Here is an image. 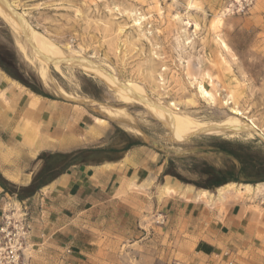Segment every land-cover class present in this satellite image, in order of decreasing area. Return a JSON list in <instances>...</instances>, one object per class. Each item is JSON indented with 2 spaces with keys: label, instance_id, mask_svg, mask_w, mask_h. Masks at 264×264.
<instances>
[{
  "label": "rangeland",
  "instance_id": "obj_1",
  "mask_svg": "<svg viewBox=\"0 0 264 264\" xmlns=\"http://www.w3.org/2000/svg\"><path fill=\"white\" fill-rule=\"evenodd\" d=\"M3 1L67 60L55 54L56 65L52 59L44 63L35 56L25 31L0 16V46L14 55L23 78L48 97L81 100L84 94L92 96L97 117L109 122L105 142L144 138V145L158 154L164 170L172 163L174 172L188 182L198 181L199 167L194 166L199 160L215 167L226 160L213 151L211 139L251 145L264 158V0ZM79 60L142 92L151 103L163 105L169 115L224 128L172 134L140 99L84 71ZM43 74L48 77L46 84ZM201 80L214 100L198 93ZM227 100L232 103L226 105ZM232 107L242 115L232 114ZM248 119L258 130L248 126ZM118 127L125 130V136ZM232 183L242 186L224 190L221 197L217 188L207 190L211 199L205 200L203 211L198 205L184 212L192 216L189 222L177 218L172 208L173 218L165 225L161 215L168 204L155 217L157 232L146 230L143 243H136L133 234L124 241L114 237L94 246L101 251L80 258L81 264H264V187L249 193L243 186L264 183ZM5 212L15 213L14 220L22 216L18 205L15 211ZM24 229L27 245L22 264L71 260L72 250L66 247L43 252L31 247L29 228L25 225Z\"/></svg>",
  "mask_w": 264,
  "mask_h": 264
},
{
  "label": "crops",
  "instance_id": "obj_2",
  "mask_svg": "<svg viewBox=\"0 0 264 264\" xmlns=\"http://www.w3.org/2000/svg\"><path fill=\"white\" fill-rule=\"evenodd\" d=\"M80 98L61 100L44 91L42 95L34 93L0 69V177L4 181L17 188L27 187L43 166L42 154L109 145L104 141L109 122L97 117L92 96ZM143 139L135 136L128 149L124 142L118 144L116 152L102 162L69 166L21 201L0 185V225L5 211L13 212L18 205L27 213L31 247L41 252L66 247L72 250L67 264H81L80 258L101 251L94 246L114 237L124 241L133 234L136 243H143L146 230L157 232L155 217L168 204L161 215L165 225L173 218L172 208L177 210V218L189 222L192 216H184V212L198 205L203 211L205 200H210L209 191L200 194L204 189L163 175L158 154L146 147ZM164 186L168 190L163 192ZM230 220L229 216L226 225Z\"/></svg>",
  "mask_w": 264,
  "mask_h": 264
},
{
  "label": "trees",
  "instance_id": "obj_3",
  "mask_svg": "<svg viewBox=\"0 0 264 264\" xmlns=\"http://www.w3.org/2000/svg\"><path fill=\"white\" fill-rule=\"evenodd\" d=\"M0 69L30 91L42 95L41 91L23 78L14 55L2 46H0ZM118 132L125 136L123 131L118 130ZM211 140H213V151L222 153L226 157L220 167L209 165L205 160H199L194 166V169L199 167L197 171L198 181L196 182H188L182 179L172 169V163H169V168L164 170L163 175H169L182 183L193 184L196 188L204 190H212L232 182L264 183V158L259 155L260 150L254 149L251 145L232 144L221 139ZM133 143L134 141L130 138H125L124 149H128ZM118 144L121 143L110 142L105 147L80 149L68 154H42L39 159L43 160V166L33 176L27 187L17 188L1 177L0 185L5 192L16 194L17 199L21 201L33 195L71 165L99 163L109 159L116 152Z\"/></svg>",
  "mask_w": 264,
  "mask_h": 264
},
{
  "label": "bare ground",
  "instance_id": "obj_4",
  "mask_svg": "<svg viewBox=\"0 0 264 264\" xmlns=\"http://www.w3.org/2000/svg\"><path fill=\"white\" fill-rule=\"evenodd\" d=\"M0 16L3 19H5L10 25H16L17 24L16 25L17 27H20L21 29H23L25 31V33L27 34V37L29 38L30 42L32 43V46L34 47L33 50H34L35 56L37 58H42L44 63H46L48 59H52L54 61L55 65H56L55 54H58L62 61L67 62V60L64 57H62L63 56L62 52L59 49L54 47L51 43H49L47 40H45L43 37H41L37 32L32 31L27 25H25L23 23L22 19L20 17L16 16V15H14V13L11 11V9L6 5V3L3 0H0ZM194 29L195 30L197 29L196 25H195ZM222 46H223L224 49L227 48L224 43H222ZM66 55H68V54H66ZM68 62H70V61H68ZM78 62H79L78 65H81L82 68L84 69V71L86 70L87 72H89V73H91L93 75H96L98 77L104 78L112 85L111 87H114L116 90L123 91V92L129 94L132 97L140 99L142 101V104L147 108V110L155 118L160 120L164 124V126L172 132V134L178 135L175 132V130H177V131L190 130V131H194V132H196V131L205 132V131L211 130V129H215L217 131H222L223 128H224L223 125H219V124L215 125V126L206 127L205 125L195 124V123L190 122V121H184L180 117L169 115L167 113V111H166V108L163 105L157 104V103H151L150 100L145 96V94H143L142 92L138 91L137 89L129 87V86L125 85V84H121V83L115 81L114 77H112L111 75L107 74L106 72L100 70L94 64H92L90 62H85L83 60H79ZM44 70H45V73L48 72L46 67H45ZM205 76L207 77V79H211V77L208 74H205ZM47 79H48V77H45L44 74H43V83L44 84H46L48 82ZM197 89H198V93L203 98H208L210 100L213 99L212 94L202 84V80L198 83ZM58 90H57V92H58ZM59 93H61V91ZM231 99H232V97L229 96V100H231ZM231 103L232 102H228V100L226 101V105L231 104ZM170 106H173V104L170 103ZM176 110H178V109L176 108ZM231 112L234 115H242V113L239 110H237L235 107L231 108ZM121 114H119V115H121ZM113 115H115V114H113ZM110 116H112V115H110ZM114 118L116 120L117 116L114 117ZM97 120H99V119H97ZM246 120H247V118H246ZM248 121L250 123L248 126L252 130H255V129L258 130L257 126L251 120L248 119ZM99 122L103 123L104 121L103 120H99ZM233 124H236V123H233ZM125 126H128V125H125ZM232 128L233 127H228V129H232ZM234 129H236V131H240V130H237V128H234ZM235 186H242V185H235L233 183H230V184L221 186V187L217 188V193H218L217 196L221 197L222 193H225V192H223L224 190L229 189V188H233ZM243 186L247 190V192L255 193V192L259 191L262 187H264V184H257V185H255L253 187L250 186V185H243ZM166 190H168L167 186L162 187V191L163 192L166 191ZM201 192L202 193H200V194H203V195L208 194L207 191H205V190H203ZM208 196H209V199H211V195L208 194Z\"/></svg>",
  "mask_w": 264,
  "mask_h": 264
},
{
  "label": "built area",
  "instance_id": "obj_5",
  "mask_svg": "<svg viewBox=\"0 0 264 264\" xmlns=\"http://www.w3.org/2000/svg\"><path fill=\"white\" fill-rule=\"evenodd\" d=\"M20 220H14L13 215H3L0 225V264H22L24 249L27 245L26 210L23 209Z\"/></svg>",
  "mask_w": 264,
  "mask_h": 264
}]
</instances>
